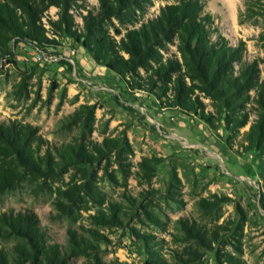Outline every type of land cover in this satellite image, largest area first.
Masks as SVG:
<instances>
[{
  "label": "rangeland",
  "instance_id": "obj_1",
  "mask_svg": "<svg viewBox=\"0 0 264 264\" xmlns=\"http://www.w3.org/2000/svg\"><path fill=\"white\" fill-rule=\"evenodd\" d=\"M206 2V12L231 44L246 43L245 59L259 61L264 79L259 40L264 33L263 2ZM170 4L171 0H151L145 19ZM89 5L98 2L89 0ZM248 8L259 14L246 19ZM56 12L51 8L45 23L48 17L57 19ZM81 13L85 14L76 13L80 26ZM54 37L55 45L39 49L11 43L14 58L0 63V122L32 124L57 146L82 138L102 142L127 137L134 152L125 161L124 173L115 164L111 167L117 180L95 166L92 171L97 173L88 181L71 171L52 182L49 191L35 195V185L25 179L0 194V215L34 212L48 242L59 245L65 257L57 264H154L155 259L163 264H222L228 253L247 264H264V155L242 150L249 127L241 129L231 151L221 139L227 136L224 123L212 131L199 117L167 108L149 92L131 90L119 75L98 66L73 38ZM38 51L54 61L39 60ZM12 59L15 64L9 63ZM21 73L29 78L19 94ZM204 102L213 111V104ZM78 110L83 113L74 122ZM144 159H158L150 182L139 166ZM75 184L90 189H79V196L69 199L64 191ZM201 200L210 205L206 211L199 206ZM116 206L122 211L119 220L108 222L104 215L108 219ZM182 219L216 233L215 240L199 246L182 230ZM74 232L92 247L72 257ZM19 244L23 239L0 238V252L11 264L16 263L14 247ZM189 248L197 250L196 255H187Z\"/></svg>",
  "mask_w": 264,
  "mask_h": 264
},
{
  "label": "trees",
  "instance_id": "obj_2",
  "mask_svg": "<svg viewBox=\"0 0 264 264\" xmlns=\"http://www.w3.org/2000/svg\"><path fill=\"white\" fill-rule=\"evenodd\" d=\"M171 1L160 8L157 16L145 19L151 0H97L98 6H90L89 0H0V63L14 58L12 42H25L39 49L55 45L54 36L71 37L98 66L119 75L131 90L149 92L167 108L199 117L214 132L224 123L227 136L221 139L231 151L241 129L249 127L242 150L264 155V79L259 61H246V43L240 41L234 46L224 36L215 18L206 12V0ZM255 1L264 4V0ZM53 7L57 19L48 17L45 23ZM79 11L85 12L80 14L82 26L76 21ZM258 14L248 8L246 19ZM244 22L239 19L240 24ZM259 40L264 48V33ZM21 74L19 94L25 92L29 78ZM204 99L213 104V111L207 110ZM81 113L78 110L72 120L78 122ZM86 114L93 122L94 118ZM133 152L127 137L105 138L102 142L82 138L57 146L32 124L0 122V194L14 190L27 179L35 185L33 194L39 195L71 171L88 181L97 173L92 171L95 166H102L104 176L117 180L111 167L115 164L124 173L125 161ZM157 162L144 159L139 164L149 182ZM85 185H71L64 194L72 199L79 196L80 190L90 189ZM199 206L206 211L210 205L201 200ZM112 210L108 219L104 215L108 222L119 220L122 212L119 206ZM179 223L199 246L215 240L216 233L196 222L182 219ZM10 237L24 241L14 247V264L65 261L59 245L48 242L47 232L32 211L0 215V238ZM90 246L75 232L71 234L72 257L86 253ZM196 253L189 248L187 255ZM222 260V264H247L231 253ZM0 264H11L1 252ZM154 264L163 263L155 259Z\"/></svg>",
  "mask_w": 264,
  "mask_h": 264
},
{
  "label": "built area",
  "instance_id": "obj_3",
  "mask_svg": "<svg viewBox=\"0 0 264 264\" xmlns=\"http://www.w3.org/2000/svg\"><path fill=\"white\" fill-rule=\"evenodd\" d=\"M38 55H37V57H38V59L39 60H44V61H54V57H47L43 52H41V51H38ZM55 60H57L56 58H55Z\"/></svg>",
  "mask_w": 264,
  "mask_h": 264
}]
</instances>
